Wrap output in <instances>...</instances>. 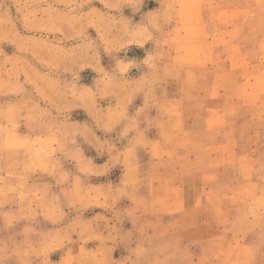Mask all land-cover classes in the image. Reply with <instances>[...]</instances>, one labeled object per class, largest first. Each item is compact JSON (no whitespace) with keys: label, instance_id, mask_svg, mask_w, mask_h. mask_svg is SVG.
Instances as JSON below:
<instances>
[{"label":"rangeland","instance_id":"rangeland-1","mask_svg":"<svg viewBox=\"0 0 264 264\" xmlns=\"http://www.w3.org/2000/svg\"><path fill=\"white\" fill-rule=\"evenodd\" d=\"M0 264H264V0H0Z\"/></svg>","mask_w":264,"mask_h":264}]
</instances>
